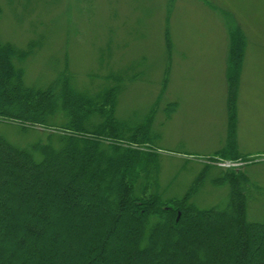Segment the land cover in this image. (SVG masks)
Segmentation results:
<instances>
[{
    "label": "rangeland",
    "instance_id": "rangeland-1",
    "mask_svg": "<svg viewBox=\"0 0 264 264\" xmlns=\"http://www.w3.org/2000/svg\"><path fill=\"white\" fill-rule=\"evenodd\" d=\"M0 43L20 50L37 44L23 66L28 87H46L68 71L72 87L94 97L119 78L116 118L126 130L143 125L141 151L157 155L163 199H181L201 176L192 203L223 209L238 182L249 196V222L264 223V0H0ZM173 104L175 111H168ZM32 131L0 123L11 143H31L44 129ZM78 168L58 169L53 181L76 176L87 182L88 164ZM43 180L38 186L45 190ZM35 187L25 179V191ZM78 204L69 209L71 221L83 220ZM96 214L105 221L109 211L96 204L90 216ZM183 230L186 237L210 239L205 227ZM124 244L112 251L137 263ZM0 245L7 248L1 237ZM82 247L79 236L72 249ZM168 252L178 259L181 251Z\"/></svg>",
    "mask_w": 264,
    "mask_h": 264
},
{
    "label": "trees",
    "instance_id": "trees-1",
    "mask_svg": "<svg viewBox=\"0 0 264 264\" xmlns=\"http://www.w3.org/2000/svg\"><path fill=\"white\" fill-rule=\"evenodd\" d=\"M239 44L231 47L236 73ZM36 48L0 43V123H16L22 134L44 129L26 145L0 134V237L7 245H0V264H131L112 251L120 242L139 258L135 264H264V223L249 222V196L238 182L223 209L192 203L201 176L184 197L167 202L157 155L141 151L143 125L126 130L116 118L120 79L94 97L75 90L68 71L46 87H28L23 66ZM85 164L87 182L76 176L53 181L58 169ZM28 178L36 182L31 191L24 189ZM41 180L49 184L45 190ZM78 202L83 220L71 221L69 209ZM96 204L109 211L105 221L90 216ZM189 225L205 227L210 239L186 237ZM124 231L130 233L124 237ZM79 236L84 247L73 250ZM174 248L181 251L178 259L167 253Z\"/></svg>",
    "mask_w": 264,
    "mask_h": 264
}]
</instances>
